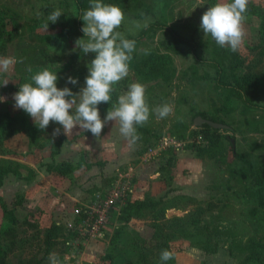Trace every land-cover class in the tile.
Returning a JSON list of instances; mask_svg holds the SVG:
<instances>
[{"label": "rangeland", "instance_id": "1", "mask_svg": "<svg viewBox=\"0 0 264 264\" xmlns=\"http://www.w3.org/2000/svg\"><path fill=\"white\" fill-rule=\"evenodd\" d=\"M3 1L8 2L9 0ZM18 1L23 12L16 20L17 29L3 47V51L0 52V56H13L18 61L8 73H0V84L4 80H9L6 86L0 85V96L6 97L4 102H0V167L7 165L12 170L19 172L23 170L25 174H29L30 163H36L37 166L39 163L43 165V162L36 157L35 147L43 148L50 145L52 151L57 147L55 142L60 140L61 145L65 135L63 127L58 123L50 122L47 129L41 130L29 114L23 109L15 108L13 95L17 91L13 88L18 78L31 64L39 62L51 66L59 64L60 59L56 54L63 50L62 46L65 44L63 38L66 33L61 26L55 28L48 25L46 29L41 23L31 22L30 18L37 12L36 8L32 7L35 6V0ZM47 1L56 6L60 0ZM151 1L155 4L157 17L154 18H162L161 20L177 27L197 25V18L192 15V12H198L197 8L205 5L211 7L218 2H231V0ZM249 1L264 8V0ZM245 17L243 21L245 34L242 44L237 51L231 50V52L241 61L240 73L255 75L264 88V38L261 41L259 39L258 20L254 17ZM76 40H70L68 45L75 46ZM144 43L156 46L155 41L146 40ZM38 57L42 60L39 61ZM174 63L177 74L188 66H196L198 73L203 72L202 68L189 56L175 55ZM88 66L89 64L73 62L65 72H56L57 87H68L73 93H79L85 86V78L89 74ZM70 76L77 79V84L67 82ZM157 81V76L147 75L129 65L128 81L118 88L117 99L119 95L128 90V86L133 82L143 84L146 90ZM183 83L185 82L181 79H176L173 81V86L175 88V85ZM4 87L9 91H4ZM173 92L169 93L164 100L156 101L152 105L157 107L165 104L170 99V94L176 98L177 93ZM189 97L193 99L199 110L212 112L211 101L217 104L222 95L220 96L219 90L211 82L200 81L196 85L195 93H189ZM261 103L264 104V96L261 98ZM168 104L172 106L173 111L166 118H158L154 112L155 127L161 131L158 139H151L148 143L136 141L130 144L120 135L118 122H109L103 128L101 135L105 134V139L108 141L118 137L120 143L125 146L124 154L108 156V160H103L102 155H94L89 150H80L76 160H67L77 164L82 153L87 152L88 160L103 162V165H95L101 172L106 161L113 163L114 157L120 158L116 161L119 166L114 175L108 177L101 175V180L97 183L94 181L97 178H94V182L88 184V181L91 182L90 176L88 178L84 176L79 180L80 184L77 187L82 186L81 181L87 183L84 188L90 197L84 204L75 202L76 208L92 205L103 190L119 177L128 176L133 189L134 181L139 178L140 174L144 179L142 185L148 187L144 197L160 200V203L154 208L145 209L142 218L133 219L125 225L117 240V247L114 249L110 244V235L118 224L117 215L124 202L109 217L100 237L86 239L76 247L62 243L61 239L50 250V253L57 255L59 264H251L252 261L253 264H257L248 257L264 258L263 249L247 247L249 238L261 237L264 234V205H258L249 179L239 173L229 175L226 163L230 162L231 168L234 169H237L240 164V159L234 157L230 150L231 139L234 140L235 149L241 155L254 161L264 162V116H259V121L255 125L245 114L241 113L240 104L233 103L237 107L229 113H222V118L231 124V129L218 131L225 151L222 155L212 158L207 153L198 155L190 148L193 143L206 142L197 127L191 125L184 135L178 132L171 133L174 113L179 108V104L175 106L173 101ZM187 106L180 104V108L185 109V113L189 115ZM108 110H99L101 119H104ZM182 111L185 116L184 110ZM257 113L261 114L259 111ZM186 118L190 119V115ZM56 128H60V134L53 136V130ZM80 132L84 130L77 126L68 136L75 139ZM224 135L227 137L223 138ZM133 169H136V172ZM72 176L73 173L70 177ZM7 178L12 180L22 178L9 172L3 177L0 185V201L3 200L10 205L15 200H22V204L16 206V214L21 220L30 211L26 205L28 202L24 192L20 189L21 185L8 181L7 188L2 186ZM132 193L133 191L129 195L131 199ZM75 218H78L77 213ZM74 222L73 220L71 225ZM23 230V227H19L22 236L30 234L29 231L25 233ZM39 239L11 253L9 255L10 264H17L19 256L23 258L34 254H37V257L42 256L44 247ZM165 249L174 254L173 258L167 262L160 260V254ZM109 252H113L112 260L105 258ZM46 264H50L49 255Z\"/></svg>", "mask_w": 264, "mask_h": 264}, {"label": "trees", "instance_id": "2", "mask_svg": "<svg viewBox=\"0 0 264 264\" xmlns=\"http://www.w3.org/2000/svg\"><path fill=\"white\" fill-rule=\"evenodd\" d=\"M103 2L119 6L125 14L124 21L117 31L121 32L125 38L136 41V50L132 54V60L129 62V65L134 66L135 69L147 75L158 77L157 83L145 90V100L150 108V115L144 126H136L137 134L140 137L137 141L148 143L151 139H158L160 137L161 131H158L155 127L156 116L151 111L156 106L152 104L156 101L164 100L173 91V93H177V97L174 98L170 94V99L166 103L168 104L173 101L175 102V106L179 104V108L174 113L171 133L178 132L184 135L192 125L193 118L197 115L226 124L228 128L224 130H230L231 124L222 118V113H229L234 107H237L236 104H233L235 102L240 104L241 113L245 114L249 118V121L255 125L259 121V116H264V104L261 103V98L264 96V88L258 81V77L253 74L243 75V73H240L241 61L238 60V56L234 55L227 46H219L210 35H205L200 28L201 17L210 6L205 5L202 8H197V13L195 11L192 12V15L197 18V25L191 27L189 25H182L180 26L184 27L182 29L179 26L168 24L165 20H161V17V19L154 18L157 16L155 15V4L151 0H103ZM0 6V52H2L3 47H5L7 41L17 29L16 20L21 17L20 15L23 11L18 0H9L8 2L0 0ZM89 6L90 0H60L56 6L47 0H35V6L32 7H35L37 12L30 18L31 22L35 24L41 23L46 25L50 13L57 9L62 11L57 22L53 23L49 21L48 25L55 28L58 26L62 27V30L66 33V36L63 38L65 44L62 46V52L56 54L60 59L59 64L53 66L44 62L31 64L26 68L24 74L18 78V82L13 89H16L18 92L20 85L32 83L31 77L44 69L61 73L68 70L73 62L90 64L95 58V53L84 54L75 46L68 45L70 40L73 41L84 36L82 31L84 21L80 16H82ZM244 16L254 17L258 20L259 39L260 41L263 40L264 8L249 1ZM145 21L148 22L147 28L137 29L135 27L137 22L143 24ZM132 22H134L133 26H131ZM146 40L155 41L156 46L145 44L144 41ZM141 45L142 47L140 48ZM146 50L148 54H145ZM175 55L191 57L202 68L203 72L198 73L196 66H188L177 74L174 63ZM38 60L41 61L42 58L38 57ZM29 68L31 71H29ZM176 79H181L185 83L177 84L174 88L173 81ZM127 81L128 76L113 86L114 91L111 93V101L99 104V110H108L116 105L118 100L117 90L120 86L125 85ZM200 81L211 82L219 90L220 96L222 95L217 104L211 101L212 112L199 110L193 99L189 97V93H195L196 85ZM4 91H9V89L4 87ZM180 104L188 105L190 119L186 118L189 115L185 113V109L180 108ZM182 110H184L185 116ZM257 111L261 112V114H258ZM197 129L202 132L206 142L201 144L193 143L190 145V148L198 155L207 153L212 158L222 155L225 149L218 135L220 129L213 128L207 123L202 124ZM82 134H91V132H80L77 136ZM226 137L225 135L223 136V138ZM55 144L57 147L56 149L53 148L52 154L58 151L60 140H57ZM230 150L234 157L240 159V164L237 169H234L231 168V163L227 161L229 175L239 173L248 178L258 205H264V162L246 158L235 149V146H232ZM86 154L88 153H82L81 159L77 164H73L70 161L48 163L47 170L59 175L70 176L79 167L90 168L92 165H103V162L88 160ZM9 172H13L18 178H23L18 170H12L9 166L2 165L0 167V185L2 184L3 177ZM129 195L119 209L117 215L118 224H116L113 233L110 235V244L113 249L117 247V240L125 225L133 219L142 218L145 209L154 208L160 203V200H152L146 196L143 199H131ZM21 202L22 200L19 199L8 205L3 200L0 201V264H10L9 255L11 253L17 249L21 250L26 244L31 243L37 238L39 239V237H41L39 239L41 241L40 244L44 247L42 256L37 257V254L28 258L19 256L17 264H46L50 250L54 245L61 239L62 243H64L69 238L68 236L71 235L69 226L62 222H52L42 230L40 227L42 212L38 209L27 212L19 220L16 214V206L22 204ZM74 221V223H77L78 218H74ZM19 227H23V231L25 233L29 231L30 234L22 236ZM247 247L249 249L259 247L264 250V234L261 237L249 238ZM112 253H107L105 258L112 260ZM248 259L256 261L257 264H264V258H259V256L248 257ZM251 264H253V261Z\"/></svg>", "mask_w": 264, "mask_h": 264}, {"label": "clouds", "instance_id": "3", "mask_svg": "<svg viewBox=\"0 0 264 264\" xmlns=\"http://www.w3.org/2000/svg\"><path fill=\"white\" fill-rule=\"evenodd\" d=\"M248 2L249 0H231L209 7L201 17L200 28L203 33L210 35L219 46L237 51L245 34L243 21ZM61 14L59 9L53 11L47 18L48 22H57ZM80 18L84 21V36L76 40L75 47L84 54H96L88 66L85 86L79 93H73L68 87L58 88L56 72L44 69L31 77L32 83L19 86V91L13 95L14 107L29 114L41 130L47 129L50 122L58 123L66 136L78 126L97 138L101 136L106 124L118 122L120 135L134 144L140 138L136 126H144L150 115V108L145 100V86L139 82L131 83L128 90L119 95L116 105L108 110L104 119H101L98 108L99 104L111 101L113 86L129 75V62L136 50V41L125 38L117 31L125 14L115 4L90 0L89 8ZM135 27L147 28L148 22H137ZM145 54H148L147 50ZM17 62L13 56H0V73H8ZM8 82L9 80H4L0 85L6 86ZM67 82L75 85L78 81L70 76ZM5 100L6 97L0 96V102ZM151 111L162 119L170 115L173 108L165 103ZM59 134L60 128L53 130V136ZM173 255V252L165 249L160 254V260L167 262ZM49 261L50 264H59L55 253L49 254Z\"/></svg>", "mask_w": 264, "mask_h": 264}, {"label": "crops", "instance_id": "4", "mask_svg": "<svg viewBox=\"0 0 264 264\" xmlns=\"http://www.w3.org/2000/svg\"><path fill=\"white\" fill-rule=\"evenodd\" d=\"M58 149L56 153L52 154L50 145L43 148L39 146L35 147L36 157L43 162V165L39 163V166H37L36 163H30L29 174H25L23 170H20L23 176L22 179L13 178L12 180L11 178H7L2 185L4 188H7L8 181H14V184L21 185L20 189L24 192L28 202L27 204L25 203L28 206L27 209L30 211L38 209L42 212L40 217L41 228L48 227L52 222H62L69 226L75 218V202L84 204L90 197L85 192V185L94 181L97 183L98 180H101V175L103 177L114 175L119 166L116 161L120 160V158L114 157L115 161L113 163L106 161L101 172L95 165L90 168H77L72 177L48 171L47 164L44 163L74 161L80 150H89L94 155H102L101 158L103 160H108V156H119L120 153L124 154L125 152V146L120 143L118 137L112 141H108L105 139V134L96 138L92 133L78 136L75 139H71L70 136L65 135ZM133 170L136 172V169ZM84 176H87V178L90 176L91 182L82 183L81 181L82 186L77 187L80 184L79 180ZM94 178H97V180L93 181ZM143 182L144 179H142V175L140 174L139 178L134 181L132 199L144 198L148 187L142 185Z\"/></svg>", "mask_w": 264, "mask_h": 264}, {"label": "built area", "instance_id": "5", "mask_svg": "<svg viewBox=\"0 0 264 264\" xmlns=\"http://www.w3.org/2000/svg\"><path fill=\"white\" fill-rule=\"evenodd\" d=\"M131 191L132 184L129 177L122 176L106 187L92 205L76 208L75 216L77 213L78 222L69 225L72 235L67 238L65 244L76 247L86 239L100 237L109 217L118 210Z\"/></svg>", "mask_w": 264, "mask_h": 264}, {"label": "water", "instance_id": "6", "mask_svg": "<svg viewBox=\"0 0 264 264\" xmlns=\"http://www.w3.org/2000/svg\"><path fill=\"white\" fill-rule=\"evenodd\" d=\"M204 123H207L208 125H210L211 127L213 128H218V129H225V128H228V125L226 124H223L221 122H216V121H212V120H209V119H206V118H203L201 115H197L193 118V122H192V125L194 127H199L201 126L202 124ZM231 142H232V146L234 147L235 144H234V140L231 139Z\"/></svg>", "mask_w": 264, "mask_h": 264}]
</instances>
